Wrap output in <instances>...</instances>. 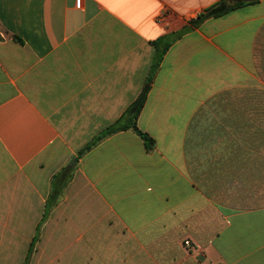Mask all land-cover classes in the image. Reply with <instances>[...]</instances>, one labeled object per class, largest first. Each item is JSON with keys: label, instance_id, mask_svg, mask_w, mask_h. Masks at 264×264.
Masks as SVG:
<instances>
[{"label": "crops", "instance_id": "obj_1", "mask_svg": "<svg viewBox=\"0 0 264 264\" xmlns=\"http://www.w3.org/2000/svg\"><path fill=\"white\" fill-rule=\"evenodd\" d=\"M219 1L0 0V264H264V0ZM144 90L152 148L96 140Z\"/></svg>", "mask_w": 264, "mask_h": 264}, {"label": "trees", "instance_id": "obj_2", "mask_svg": "<svg viewBox=\"0 0 264 264\" xmlns=\"http://www.w3.org/2000/svg\"><path fill=\"white\" fill-rule=\"evenodd\" d=\"M245 4H248V2H235V0H221L218 3L208 7L202 14H200L195 20L190 22L191 26H196L200 24L203 20H206L208 18H216L220 17L238 7H241ZM16 40H19L15 38ZM145 90L144 92L139 96L137 101H135L129 109L122 115V117L105 133L101 136L98 137L96 140H100L102 137L109 135L113 132H117L120 130H126L130 129L132 130L139 138L142 140L145 148L147 150L151 149L153 146V140L146 134L142 133L139 131L136 127V119L137 116L139 115V112L143 106L144 99H145ZM95 140V142H96ZM95 142L91 143L88 145L83 151H81L79 154H82L85 150H88L92 144Z\"/></svg>", "mask_w": 264, "mask_h": 264}, {"label": "built area", "instance_id": "obj_3", "mask_svg": "<svg viewBox=\"0 0 264 264\" xmlns=\"http://www.w3.org/2000/svg\"><path fill=\"white\" fill-rule=\"evenodd\" d=\"M81 1H82V0H75V6H76L77 8H79V7L81 6ZM183 244H184L185 246H187L189 243H188V241H185Z\"/></svg>", "mask_w": 264, "mask_h": 264}, {"label": "water", "instance_id": "obj_4", "mask_svg": "<svg viewBox=\"0 0 264 264\" xmlns=\"http://www.w3.org/2000/svg\"><path fill=\"white\" fill-rule=\"evenodd\" d=\"M256 0H235V2H253Z\"/></svg>", "mask_w": 264, "mask_h": 264}]
</instances>
